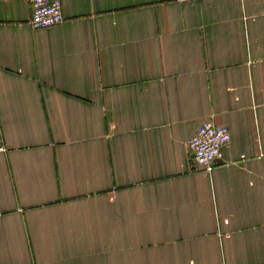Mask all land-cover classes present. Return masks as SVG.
Masks as SVG:
<instances>
[{
	"label": "crops",
	"instance_id": "crops-1",
	"mask_svg": "<svg viewBox=\"0 0 264 264\" xmlns=\"http://www.w3.org/2000/svg\"><path fill=\"white\" fill-rule=\"evenodd\" d=\"M61 8L0 0V264H264V0Z\"/></svg>",
	"mask_w": 264,
	"mask_h": 264
},
{
	"label": "built area",
	"instance_id": "built-area-1",
	"mask_svg": "<svg viewBox=\"0 0 264 264\" xmlns=\"http://www.w3.org/2000/svg\"><path fill=\"white\" fill-rule=\"evenodd\" d=\"M199 0H177L178 3H196ZM31 9L29 25L31 29H47L63 22L61 0H28ZM264 18V13H263ZM230 142L229 130L212 120L203 122L187 147L194 164L210 173L216 160L221 158V150Z\"/></svg>",
	"mask_w": 264,
	"mask_h": 264
}]
</instances>
